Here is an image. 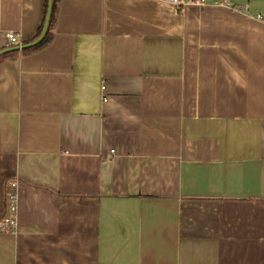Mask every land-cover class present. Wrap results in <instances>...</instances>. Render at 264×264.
<instances>
[{
    "label": "crops",
    "instance_id": "obj_1",
    "mask_svg": "<svg viewBox=\"0 0 264 264\" xmlns=\"http://www.w3.org/2000/svg\"><path fill=\"white\" fill-rule=\"evenodd\" d=\"M204 1L60 0L22 54L45 0H0V264H264V0Z\"/></svg>",
    "mask_w": 264,
    "mask_h": 264
},
{
    "label": "built area",
    "instance_id": "obj_2",
    "mask_svg": "<svg viewBox=\"0 0 264 264\" xmlns=\"http://www.w3.org/2000/svg\"><path fill=\"white\" fill-rule=\"evenodd\" d=\"M168 3L172 4L176 9H181L186 4H193L198 7H204L205 1L204 0H165ZM257 20H261L264 22V17L260 14L255 15ZM7 45H14L18 42V37L14 32H7L5 35ZM101 89H104V86H101ZM113 153V151H110ZM10 215L8 217H4L0 220V230H7L10 229L14 230L16 227V212H17V205H18V195L15 190H13L7 197Z\"/></svg>",
    "mask_w": 264,
    "mask_h": 264
},
{
    "label": "trees",
    "instance_id": "obj_3",
    "mask_svg": "<svg viewBox=\"0 0 264 264\" xmlns=\"http://www.w3.org/2000/svg\"><path fill=\"white\" fill-rule=\"evenodd\" d=\"M48 1L49 0H45V2H44L42 22H41V25H40L36 35L31 39V41L35 40L40 35V33L42 31L44 20H45V15H46V11H47ZM59 3H60V0H51V12H50L49 23H48V27H47L45 35L43 36V38L38 43L31 45V46H25V47L21 48L22 54H28L30 52H34V51L44 47L45 45H47L50 42V40L52 38V31H53L55 23H56V16H57ZM31 41H28L24 44L27 45ZM5 52H2L3 55H1V53H0V57H4Z\"/></svg>",
    "mask_w": 264,
    "mask_h": 264
},
{
    "label": "water",
    "instance_id": "obj_4",
    "mask_svg": "<svg viewBox=\"0 0 264 264\" xmlns=\"http://www.w3.org/2000/svg\"><path fill=\"white\" fill-rule=\"evenodd\" d=\"M50 12H51V0L48 1V6H47L46 15H45V20H44L43 28H42V31H41L40 35L34 41L28 43L27 45L16 46V47H13V49H19V48H23L25 46H31V45H34V44L38 43L43 38V36L46 33V30H47V27H48V23H49ZM11 49H12V47L3 49V50L0 51V53L4 52L6 50H11Z\"/></svg>",
    "mask_w": 264,
    "mask_h": 264
}]
</instances>
